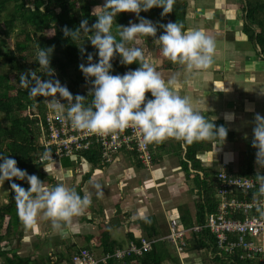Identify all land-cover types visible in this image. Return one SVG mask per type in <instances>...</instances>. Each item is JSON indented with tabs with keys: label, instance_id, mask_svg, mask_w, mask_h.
<instances>
[{
	"label": "trees",
	"instance_id": "trees-1",
	"mask_svg": "<svg viewBox=\"0 0 264 264\" xmlns=\"http://www.w3.org/2000/svg\"><path fill=\"white\" fill-rule=\"evenodd\" d=\"M105 2L106 0H103V7ZM96 3H99V0H0V152L14 156L19 167L27 169L29 173L38 174L48 184H52L53 179L45 177L43 165L37 160L40 154L47 151L39 141V138L45 135L43 115L46 95L32 93L31 87L35 82V77L31 74L24 75L29 70L26 69L21 59L27 57V53H35L33 70L40 76H44L46 74L37 61L36 52L38 46H54L51 65L56 69V72L53 73V76L66 84L74 95L77 93L85 95V104L90 103L92 94H86L84 90L87 87H92V85L79 65L82 62L88 63V52L94 54V61L98 60V50L88 39L89 33L82 32L79 39H73L64 34V27H79L80 22L85 18L91 26L98 18L95 13L99 12H94L91 9V6ZM185 7L186 0H174L172 11L168 13L162 15V6H153L147 11L142 10L140 15L149 17L154 23H157L158 32L156 34H159L164 29L160 27V24L166 23L167 18H170L171 21H182L185 25ZM243 10V32L258 46L259 53L264 60V0H243ZM132 20L138 22L139 18L135 14ZM129 21L126 10L119 12L113 22L112 30L114 34L118 33L119 24L126 25ZM9 36L13 38V48H9L7 45ZM141 36L146 37L149 35L142 34ZM83 44L87 52L82 53L80 45ZM158 51L161 54V51ZM121 58L120 54L113 57L114 67L111 71L123 73L124 66L139 67L138 62L122 64L120 63ZM171 66L172 60L168 57L164 58V67ZM44 78L47 79V76ZM146 95L150 96L149 93ZM214 122L217 125L223 124L222 120H215ZM253 139L249 143V148L240 155L243 166L240 172L247 175L264 176V157L261 158V164L259 162L257 164L262 169V173H256L257 160L255 161L254 157H257L258 147L253 144ZM226 140H234L232 131H228ZM218 141L223 140L213 138L187 142L183 139L169 137L160 142H150L153 151L152 159L154 152L155 154L162 152L168 154L177 152L178 155L180 154L182 157L179 159V168L185 178L187 177L193 181L192 190L196 193L194 199L195 216L194 219H189L187 215L181 214V220L185 226H190L193 222L203 223L205 213L216 208V201L213 197L216 188L215 171L210 166L202 164L197 152L211 150L213 144ZM75 158L74 162L84 159L93 168L108 164L100 162L99 152L94 146L79 152ZM63 163L69 164V161L63 159L62 165ZM89 175V172H85L82 179L87 178ZM13 179H16L17 183L25 187L30 186L27 179ZM4 182L7 188V200L0 205V264H67L62 256L64 253L52 261L51 257L21 256L17 252L16 246L6 248L5 243L11 240L9 238L12 235H16L17 241L21 238L22 228L25 224L18 213L15 192L11 187V182L9 180ZM4 220H6V223L2 225ZM137 222L141 230L139 236H144L147 239L161 237L153 217L145 216ZM2 226H4L3 232H1ZM195 234H197V238L194 237ZM125 236L127 240H138V237L128 230H126ZM191 237L190 247L195 249L206 247L203 240L204 237H207L206 230L194 233ZM87 241H92L90 242L92 247L100 248L99 252H112L123 247L121 241L111 238L107 229L101 231L98 236L87 237ZM92 247L91 244L87 246V248ZM64 249L68 256L79 250L76 244L69 239L64 240ZM59 257L62 260L58 259ZM169 261L173 264H180L177 255L174 256L171 252L168 242L157 240L152 242L151 249L142 255H130L122 261L109 259L106 263L100 264H164V262ZM237 261L231 264H244V262L246 264H258L255 261ZM200 264L230 263L225 260L215 259L210 261L203 258Z\"/></svg>",
	"mask_w": 264,
	"mask_h": 264
},
{
	"label": "clouds",
	"instance_id": "clouds-1",
	"mask_svg": "<svg viewBox=\"0 0 264 264\" xmlns=\"http://www.w3.org/2000/svg\"><path fill=\"white\" fill-rule=\"evenodd\" d=\"M173 3L174 0H106L104 10L95 13L98 18L91 26L85 18L79 27H64V34L73 39H79L82 32L89 33L88 39L98 50V60L94 61V54L88 52V63L79 65L92 85L90 103L85 104V95H74L66 84L53 76L56 72L51 65L54 46H38L36 52L37 61L46 75L40 76L33 69L24 74L35 77L32 93L50 95L49 108L57 119L67 117L74 127L89 133L103 134L133 127L146 142H160L169 137L187 142L219 138L224 142L228 127L209 120L193 106L189 96L177 90L178 74L166 79L154 63L145 59L141 47L129 46L137 34L151 35L162 45L163 55L184 65L188 74L196 75L198 70L210 67L217 47L214 36L199 27L185 28L182 21L176 20L161 23L160 27L165 31L157 37V23L140 15L142 10L147 11L153 6H162L163 15L172 11ZM123 10L135 12L139 20L119 24L118 33L114 34L113 22ZM80 48L82 53L87 52L84 44ZM117 54L122 57L120 63L138 62L139 67L123 73L111 71L113 57ZM149 91L151 96L146 95ZM225 116L233 119L235 113L228 112ZM253 132V144L258 147L257 160L261 164L264 157V115L256 113ZM13 178L27 179L30 186L25 187ZM5 180L11 182L18 213L26 226L48 219L56 230L72 228L73 218L84 214L92 204L90 192L81 195L75 186L65 183L47 186L38 174L19 167L14 156L0 152V182ZM95 186L99 190L96 194L102 195L101 185L97 183ZM259 191L264 193V183H261Z\"/></svg>",
	"mask_w": 264,
	"mask_h": 264
},
{
	"label": "crops",
	"instance_id": "crops-1",
	"mask_svg": "<svg viewBox=\"0 0 264 264\" xmlns=\"http://www.w3.org/2000/svg\"><path fill=\"white\" fill-rule=\"evenodd\" d=\"M243 17V0H186L185 28L199 27L215 37L217 47L214 63L206 69L198 70L196 75L188 74L184 65L174 61L167 69H157L166 79L178 74L177 90L182 95L189 96L193 106L209 120H222L223 124L234 133V140L224 141L225 145L234 144L236 139L240 140L237 144L249 145L254 138L252 128L255 125H252L256 121V113L264 115V60L258 46L243 32ZM155 58L145 55V59L159 65L160 63L155 62ZM148 93L151 96L150 91ZM228 112H234L235 117L226 119L225 114ZM214 152L220 153V161H228L226 149L215 147L209 151L197 152V156L206 163L218 161L211 156ZM177 160L178 158L170 153L155 154L154 152L149 170L138 163V160L119 155L112 163L95 167L98 172L93 176L86 171L92 177L82 185L77 186L75 183L74 185L81 195L88 192L92 194V204L84 214L73 218L72 228L56 230L50 223L47 231L42 232L39 228L45 225L44 221L51 222L42 219L37 224L28 226L30 234L24 235V237H36L38 240L35 243L30 238L21 241L23 243L29 241L33 247L30 255L43 258L47 255L46 257H51L53 261L64 253L62 255L64 261L69 264L70 256L64 249L66 239L75 243L77 248H81L90 244L92 247L90 243L92 241L88 242L87 237L98 236L105 229L109 231L112 239L118 241L120 231L125 234L128 230L138 237L141 230L137 220L145 216L153 217L159 235H165L162 231L168 229V218H181L184 214L189 219H194L195 216L196 193L192 190L193 181L185 178ZM52 170V168L48 169L49 172ZM93 179H100L105 185L112 184L109 189L106 188L111 203L106 201L104 205L100 202L102 195H97L99 190L90 185ZM46 185L50 186V184ZM102 194L105 192L103 191ZM149 198L153 199V203L148 201ZM170 204L177 207L174 218L169 215ZM192 204L193 209H191ZM125 240L126 244L131 241ZM94 249L99 252L100 248ZM17 252L22 255V249L17 248ZM58 259L62 260L60 257Z\"/></svg>",
	"mask_w": 264,
	"mask_h": 264
},
{
	"label": "built area",
	"instance_id": "built-area-1",
	"mask_svg": "<svg viewBox=\"0 0 264 264\" xmlns=\"http://www.w3.org/2000/svg\"><path fill=\"white\" fill-rule=\"evenodd\" d=\"M90 89L85 88V93L92 94ZM49 102L46 95L43 115L45 135L39 138L47 151L37 159L43 166L48 165L45 170L53 169L54 165L62 166V160L66 157L76 159L79 152L93 146L99 152L100 162L112 163L119 155H126L150 170L153 151L150 142H146L137 129L128 127L103 134L89 133L74 127L67 117L64 120L57 119L49 108ZM65 104H68L66 99ZM257 172L262 173L258 165ZM199 174L202 175L201 172ZM214 176L216 208L205 213L203 223L193 222L185 226L181 218H168V232L164 236L156 239L138 236L137 241L131 240L112 252H97L93 247H81L71 255L69 264H100L109 259L122 261L130 255H142L157 240H168L180 264L202 261L196 253H202L210 261L219 259L231 264L237 260H248L264 264V193L259 191L261 183H264L262 175L230 170L228 161L221 160ZM203 230L207 232V237L203 238L206 247H190L191 235ZM194 237L197 238V234Z\"/></svg>",
	"mask_w": 264,
	"mask_h": 264
},
{
	"label": "rangeland",
	"instance_id": "rangeland-1",
	"mask_svg": "<svg viewBox=\"0 0 264 264\" xmlns=\"http://www.w3.org/2000/svg\"><path fill=\"white\" fill-rule=\"evenodd\" d=\"M102 2H103V0H99V3L93 4L91 6L92 11L100 12L101 10H103L104 7L102 5ZM126 12H127L128 16H129L130 21H132V18L134 17L135 12L128 11V10H126ZM130 21H129V23H130ZM169 21H171L170 18H167L166 19V23L169 22ZM164 31H165V29H163L159 34H156V36L158 37ZM140 35H142V34H137L136 38L129 43V46L141 47L144 50L145 55L152 56V57L155 56L156 57L155 58V62H158L157 64L160 63L159 65H156L157 69H164L165 68L164 67V58H166V56L163 55L162 45L159 43L158 40L155 39V37L153 39V37L151 35L149 37L146 36V37H143V38L140 37ZM7 41H8V43H7L8 47L9 48H13V38H12V36H9ZM143 42L145 43V47H144V43ZM158 50L161 51V54H159ZM26 55H27V57L22 58L21 62L24 64L26 69H28V70L29 69H33V62H34L33 59H34L35 53L34 54L27 53ZM128 69H129L128 66H124L123 72H126ZM165 69H167V68H165ZM47 99L50 100L51 96L47 95ZM255 123H256V121H254L252 126H254ZM247 128H250V127L247 126ZM253 128H252V130H253ZM245 129H246V127H245ZM245 129H244V132H245ZM238 142H240V140L236 139L234 141V144H232V145L226 144L225 145V143H223V141H218V142H215L213 144V148L215 147L216 149L217 148L226 149L229 169L240 172L242 170V168H243L242 162H241V158L242 157H240V155L242 154V152L244 150L249 148V145L248 144H237ZM170 154H172L173 156L178 158V160L182 157L180 154L178 155L177 152H171ZM211 156L213 158L217 159L218 161H214V162L212 161L210 163H206V162H202V163H203L204 166H210V168L212 170L216 171L218 169V167H219V164H220V153L219 152H214V153L211 154ZM254 158H255V161H256L257 157H254ZM66 160L69 161V164L68 163H63L62 166L54 165L53 166V170L51 172H49L48 170L45 171V169H47L48 165H44L43 166V169L45 171V177H51L53 179V183L50 184V186L55 185L57 183H65V184H68L70 186H75L76 187V185L77 186L82 185V183H84V181H87L89 178H91L93 175H95L98 172L95 168H93L90 164H88L84 160H81V161L78 160V162H74L73 157L64 158V161H66ZM257 164H258V160L256 162V165ZM86 171H89L90 174H92V176H89L88 178L82 179L83 174ZM144 172H146V171H144ZM44 183L48 184V183H46L45 180H44ZM74 183L76 185H74ZM97 183H99L101 185L103 191L105 192V194H102L101 197L99 196L100 197V202H103L104 205L106 204V201H107V203H111L109 201L110 197L108 195V189L112 186V184L105 185L103 183V181L100 180V179H93V180L90 181V185L94 189H97L96 186H95ZM107 183H109V182H107ZM83 188L85 189V187H83ZM106 188H108V189H106ZM6 195H7L6 184H5V182H0V205H2L3 203L6 202V200H7L6 199ZM106 197H107V199H105ZM148 201L150 203H153V199H151V198H149ZM168 208H169V215L174 218L175 215H176V213H174L175 212V208H177V207L173 206V204H170V205H168ZM191 209H193V204L191 205ZM40 220H42V219H40ZM5 223H6V220L3 221L2 225H4ZM44 223H45V225L40 226V228H39V230L42 231V232L47 231L46 229L48 228V226H49V224L51 222L44 221ZM3 229H4V226H2L1 232H3ZM167 232H168V229H165V230L162 231V233H165V234ZM26 234H30V233H29V230H28V226L24 225L23 228H22V236H21V238L17 241L16 235H12L13 237L11 236V238H9L11 240L8 243H5L7 245L6 248H13L14 246H16L18 249H22V252H21L22 255L21 256H26L27 254L30 255L31 248H33V247L30 245L29 241L23 243L21 240L27 241L28 238H30V240L33 243H35L36 240H38V239H36V237H24V235H26ZM119 235H120L119 241H121L122 244H126L125 234L122 231H120ZM161 235H163V234H161ZM5 241H7V240H5ZM46 242L49 243L48 241H46ZM165 242H168V240H165ZM168 244H169L171 252L175 256L176 254L174 252L173 247L170 245V243H168ZM41 247H43V245H41ZM47 248H46V250H47ZM71 255H72V253H71ZM71 255H70V257H71ZM195 255H198L202 259L204 258L202 253H196ZM198 256H195V257H198ZM198 263L200 264L201 261H199ZM164 264H173V263L169 261V262H164Z\"/></svg>",
	"mask_w": 264,
	"mask_h": 264
}]
</instances>
